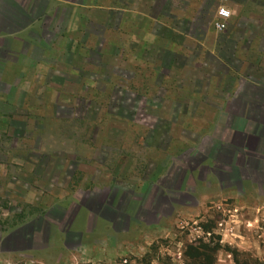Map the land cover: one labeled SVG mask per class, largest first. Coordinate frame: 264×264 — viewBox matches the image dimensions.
I'll use <instances>...</instances> for the list:
<instances>
[{"label":"rangeland","instance_id":"rangeland-1","mask_svg":"<svg viewBox=\"0 0 264 264\" xmlns=\"http://www.w3.org/2000/svg\"><path fill=\"white\" fill-rule=\"evenodd\" d=\"M215 1L0 0V264H264V0L261 51Z\"/></svg>","mask_w":264,"mask_h":264},{"label":"crops","instance_id":"crops-1","mask_svg":"<svg viewBox=\"0 0 264 264\" xmlns=\"http://www.w3.org/2000/svg\"><path fill=\"white\" fill-rule=\"evenodd\" d=\"M45 1H48V0H45ZM179 1V0H178ZM198 3L202 2L203 0H196ZM224 1V0H223ZM240 2H237V4H235V6H232L231 4L230 5H227L224 6V4H221V2L219 3L218 6H223L225 8H227L228 10L232 11L233 12V15L231 18H229L228 20V28L225 32V34H227V37L228 38H233L234 35H236V32L240 33L241 29H246V34H249L248 35V38L246 43H247V46H246V49H251V48H254V50H258V51H261L262 50V31L261 29H256V26L257 28L260 27L261 23H262V20H261V9H262V5L261 4H257V9H258V14L256 15L255 12H248L246 13V2L248 0H239ZM19 2V1H17ZM215 2H219V0H216ZM173 16H170V15H166V14H161L159 13L157 16L155 17H149V18H152V20L150 19V25L153 26V25H159L161 26L162 28L166 27V28H169L171 26H173L172 29H176L174 24H171V23H174V21H182V15L184 16V20H188V16H185V8H183L182 6H173ZM194 9V7H193ZM200 9V6H197L196 10H199ZM133 11V10H131ZM129 12V11H128ZM136 12V10H135ZM143 14V12H142ZM137 18L136 15H134L132 17V20L131 21H128L127 23V29H139L137 25H135V19ZM192 21L194 20V17H192ZM9 17L7 15H5L4 11H0V29H8L10 27H12V25H8L9 22ZM149 20V19H148ZM147 20V21H148ZM192 21L190 20V23H191V26L193 25ZM169 23V24H168ZM189 23V22H188ZM14 27H17V29H21V27H19V25H13ZM13 28V27H12ZM249 29V30H248ZM251 29V30H250ZM252 29H256V30H252ZM237 30V31H236ZM237 33V34H238ZM244 34H245V31H244ZM243 46H241L242 48ZM239 112V111H238ZM262 162V161H261ZM263 164V163H262ZM224 173V172H223ZM235 175H234V174ZM241 172L239 171V169H234L232 171V173L228 172L226 174V172L223 174V176L225 177V175L227 176L226 178H231V176L233 177H237L239 180H238V183L242 184V175L240 174ZM260 177L261 178H264V172L261 171L260 172ZM67 242V240H66Z\"/></svg>","mask_w":264,"mask_h":264},{"label":"built area","instance_id":"built-area-1","mask_svg":"<svg viewBox=\"0 0 264 264\" xmlns=\"http://www.w3.org/2000/svg\"><path fill=\"white\" fill-rule=\"evenodd\" d=\"M230 16L231 13L227 8L219 6L216 10V20L214 22V28L217 31H222L223 29H225L227 20L230 18Z\"/></svg>","mask_w":264,"mask_h":264},{"label":"trees","instance_id":"trees-1","mask_svg":"<svg viewBox=\"0 0 264 264\" xmlns=\"http://www.w3.org/2000/svg\"><path fill=\"white\" fill-rule=\"evenodd\" d=\"M204 264H206V263H204Z\"/></svg>","mask_w":264,"mask_h":264}]
</instances>
